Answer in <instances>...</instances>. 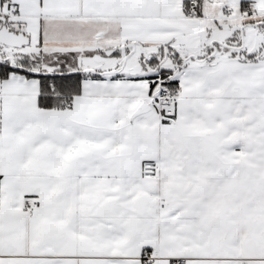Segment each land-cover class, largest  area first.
I'll return each mask as SVG.
<instances>
[{"label":"snow or ice","instance_id":"obj_1","mask_svg":"<svg viewBox=\"0 0 264 264\" xmlns=\"http://www.w3.org/2000/svg\"><path fill=\"white\" fill-rule=\"evenodd\" d=\"M0 264H264V0H0Z\"/></svg>","mask_w":264,"mask_h":264}]
</instances>
